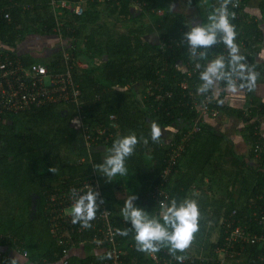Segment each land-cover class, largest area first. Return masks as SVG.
I'll return each mask as SVG.
<instances>
[{
    "label": "trees",
    "instance_id": "16d2710c",
    "mask_svg": "<svg viewBox=\"0 0 264 264\" xmlns=\"http://www.w3.org/2000/svg\"><path fill=\"white\" fill-rule=\"evenodd\" d=\"M76 1L0 0L3 43L16 48L32 34L44 41L51 38L55 49L43 64L54 73L70 71L74 91L78 93L77 101L60 99L23 113L0 115V233L11 232L18 242L23 241L31 264H59L62 246L51 232L54 213L50 196L60 188L79 186L86 179L95 178L112 211L111 222L119 231V245L128 261L153 263L147 253L137 251L130 221L114 208L116 189L132 190L147 217L162 225L165 214L162 209L166 212L173 200L177 205L185 199L195 200L200 213L192 243L196 251L191 253L188 247L176 255H194L196 260L192 264H219L214 260L215 250L225 241L224 220L232 211L237 212V222L240 220L264 233L259 223L264 210V135L260 118L264 115V104L254 105L247 115L244 109L217 105L221 112L245 121L243 134L250 145L249 154H238L224 133L203 123L201 130L184 143L182 156L169 175L164 177L163 171L182 134L197 118L188 92L204 85L201 74L215 61H222L224 69L223 76L220 75L222 68L217 75L222 89L220 97L232 84L244 86L250 95L254 92V78L235 72L241 61H253L255 45L263 39L257 16L246 11L254 0H240L241 5L235 10L229 4L232 0L227 3L230 13L235 12L231 22L236 30L235 40L239 45L245 44V52L237 53L242 58L239 63L233 61L222 33H217V42L211 47L191 49L185 35L192 29L189 15L172 7L178 0H171V6H167L168 0H87L84 14L80 16L66 7L59 8L63 10L61 14L53 10L54 2L75 4ZM185 1L196 9L204 26L224 2ZM136 5L140 6L137 16L132 9ZM258 5L264 20V0H258ZM161 6L163 13L158 14ZM145 18H149L148 24ZM150 35L154 39H149ZM58 38L64 43L58 44ZM6 51L20 56L13 48ZM193 57L201 62L202 69L190 77ZM20 59L26 64L37 60L29 53ZM79 61H86V65ZM181 65H187L188 69H182ZM253 70L258 75L264 74V65H253ZM185 79L189 83L187 88L182 86ZM135 82L144 87L143 92H134L135 88L131 91ZM149 87L153 94L148 92ZM167 91L172 95L162 101L156 99L157 94ZM111 115L116 118L111 119ZM76 120H81V127L75 124ZM153 122L159 128L157 141L151 136ZM170 126L178 128L174 137L168 139L160 129ZM129 134H135L138 143L132 155L125 159L127 173L109 178L94 166L104 163V150L118 136ZM86 139L92 141L90 146ZM258 145L262 147L260 153L255 150ZM157 186H164L169 192L165 207L160 206ZM255 209L259 218L253 214ZM89 224V227H84L82 222L67 225L72 229L77 247L71 263H109L111 258L105 250L89 246L101 222L92 219ZM80 228L84 229L79 232ZM124 230H128L127 236L120 234ZM83 241L90 247L89 254L86 251L78 254ZM2 245L10 249L13 243L0 239ZM160 248L159 256L172 264L168 260L174 256L168 246L160 245ZM242 256L243 264H264V245L246 246Z\"/></svg>",
    "mask_w": 264,
    "mask_h": 264
},
{
    "label": "built area",
    "instance_id": "2783aa9c",
    "mask_svg": "<svg viewBox=\"0 0 264 264\" xmlns=\"http://www.w3.org/2000/svg\"><path fill=\"white\" fill-rule=\"evenodd\" d=\"M86 1L87 0H77L75 4L68 2L57 4L54 2L53 10L61 14L63 10L61 11L59 8L66 7L80 16L84 14ZM240 2V0H232L229 4L235 10V8L237 9L240 7ZM134 7L140 9L139 5ZM157 13L162 14L163 9L159 8ZM228 14L229 23L231 24L232 16H235V12L232 15L228 10ZM6 17L9 18V14H6ZM234 31L236 34L235 29ZM191 49L193 50L192 46ZM194 57L189 66L191 67L190 72H188L190 77L202 69L201 62L197 59L195 60ZM209 65H212L211 61ZM181 66L182 69L187 68V65ZM223 73L224 69L222 68L220 69V75L223 76ZM182 86L184 88L189 87V83L186 79ZM203 87L204 85L201 84L196 90H189L188 92L189 97H191L190 105L196 112L197 118L189 129L182 134L181 142L172 152L167 166L163 171L164 177L169 175L174 165L178 162V158L182 156L184 143L191 140V138L201 130L202 124L205 123L204 117H218L220 109L217 105L220 103L223 106L226 105L223 97L215 95L211 89L207 88L206 91H198V89H202ZM70 88H73L72 93L68 92ZM74 89L75 87L70 71L66 74L54 73L43 63L30 62L26 64L19 56H16L15 53H10L6 51V49H0V115L6 112L23 113L35 106L58 102L60 99L77 101L78 93L74 91ZM147 90L150 94H153L151 87ZM58 92L59 96L56 97V93ZM171 95V91H167L165 94L159 93L156 95V99L162 101L165 97ZM115 118V115H111V119ZM112 123L114 124V121ZM114 125L116 126V124ZM100 133L103 132L100 131ZM86 141L87 145L90 146L92 141L89 139H86ZM255 150L260 153L262 147L258 145ZM94 174H96V172ZM98 181V179L89 178V180L86 179L83 181V184L81 183L82 185L60 188L50 196V207H52L51 210L54 213L51 232L54 234L57 243L62 246V257L59 264H72V254L77 247L72 229L67 225L73 224L71 209L74 202L89 191L97 193V208L93 219L95 221L98 220L102 225L98 232L92 236L90 240L92 244L89 246H91V248H100L107 252L111 259L109 263L105 264H130L125 257L124 250L119 245V231L111 222L112 211L103 197V191ZM156 188L155 190L158 193V197L161 196L160 206L165 207L168 202L169 192L164 186H157ZM253 214L258 217L256 209L253 210ZM236 215L237 212L234 210L224 220V228L227 235L223 245L215 250L217 257H215L214 260H217L219 264H243L244 260L242 254L246 246H254L255 244L264 245V233H260L252 225L242 224L240 220L237 222L238 217H236ZM259 219V223L264 227V210ZM83 229L84 228H80L79 232ZM0 239L5 240L7 244L13 243L10 248L13 252L10 253L6 250H0V264H26L15 258L16 255H21L26 259L29 258V251L23 246V241L18 242V238L13 233H0ZM238 245L241 246V249H238ZM3 246L5 245H2V247ZM80 247L83 250L89 251L90 249V247L88 248V246L85 245L84 241L80 242ZM147 255L153 262L152 264H167V261L164 257L159 256L158 252H149ZM182 256L185 257L182 264H192L196 260L195 256L192 254ZM168 262L172 264H181V262L177 261L175 258H171ZM138 264L146 263L140 262Z\"/></svg>",
    "mask_w": 264,
    "mask_h": 264
},
{
    "label": "clouds",
    "instance_id": "9594fccd",
    "mask_svg": "<svg viewBox=\"0 0 264 264\" xmlns=\"http://www.w3.org/2000/svg\"><path fill=\"white\" fill-rule=\"evenodd\" d=\"M227 3L228 0H224V3L208 17L210 23L207 26L193 27L185 35L192 48L195 49L211 47L217 42V33H222L223 43L230 49L233 61L239 63L242 58L237 55L238 48L234 43L236 34L234 26L229 23ZM222 67V61H215L207 71L202 73L201 80L205 83L204 87L198 91H206L207 87L212 84V77L216 76ZM241 70H243V66H241ZM230 90L236 91L235 85H230ZM159 135L158 125L153 122L151 125L152 140L157 141ZM137 143L135 134L118 136L111 147L106 149L104 163L94 167L109 178L118 174L125 175L127 173L125 159L132 155ZM49 170L53 171L52 168ZM96 196V192L89 191L74 202L71 211L72 223L82 222L84 227L90 226L89 221L94 218L97 208ZM136 198L134 195L128 196L122 214L125 220L131 223V229L135 233L134 240L137 251L155 253L161 250L160 245L166 244L169 253L182 264L185 257L176 255V252H184L191 245L194 234L198 231L200 213L197 202L185 199L177 205L173 200L163 216L164 224L162 225L156 219H149L143 210L133 206V200ZM120 234L127 236L128 230H124Z\"/></svg>",
    "mask_w": 264,
    "mask_h": 264
},
{
    "label": "crops",
    "instance_id": "0c3cea01",
    "mask_svg": "<svg viewBox=\"0 0 264 264\" xmlns=\"http://www.w3.org/2000/svg\"><path fill=\"white\" fill-rule=\"evenodd\" d=\"M185 1V0H184ZM186 2V1H185ZM186 4V3H185ZM176 3L174 2V4L172 5L173 8H175ZM179 8V7H178ZM246 11H248L250 14L256 15L257 16V21L259 22L260 25V29L263 32V39L261 41V43H257L255 45L256 50L254 55H253V61H251L250 59L247 61H241L239 66H238V70L235 71L237 72V74L240 72L243 74H248V76H250L252 78H254L255 80V89L254 92L250 95L248 94V91L246 90V88L242 85H235L236 91H231L230 90V85L225 89V94L223 97L224 101L226 102V105L231 106L233 108H239V109H244L245 114L247 115L249 113V110L251 111V108L254 105H258L260 103L264 104V74L258 75L255 73V71L253 70V65H264V20L260 17V9H259V5H258V0H254L253 2H251V4L246 8ZM198 17L200 19H198ZM188 21L190 22V24L193 27L196 26H204L203 25V20H201V17L198 16H189L188 17ZM196 24V25H194ZM152 36V35H150ZM149 36V37H150ZM35 37H38V41H35ZM148 37V38H149ZM42 37L39 35H29V37H27L24 41L20 42L18 44V46L16 48L14 47H9L8 45H6L5 43H3V41L0 39V49H9V48H13L15 52H17V54H19L21 57V55H24L25 53H31L34 58H36L37 60H34L32 62H41L44 63L45 61H48L49 58L52 56V48L51 46H49L50 42H52L51 38H48V40L45 41L44 44H42ZM149 39H154L153 36L150 37ZM42 45L47 46L49 49H47L48 51H46V53H36L35 51L40 50V48L42 47ZM242 53L245 52L244 50V43L242 42ZM45 47H43L42 49H44ZM35 52V53H34ZM239 54V53H238ZM40 56V57H39ZM39 62V63H40ZM248 64L250 66H248ZM82 65V64H81ZM241 66H243V70H241ZM250 74V75H249ZM218 75V73H217ZM213 76L212 77V84L209 85L207 88L211 89L215 95L218 94V96L220 97V92H221V87L219 85V79L218 76ZM238 77H235V80ZM137 84H139L137 87H135ZM133 87H135L134 92H138L141 93L144 90V87H142V85H140V83L135 82V84L133 85ZM261 118V131H262V135H264V115L260 116ZM204 122L206 124H211L215 129L220 130L222 133H224V135L227 137V140H231L234 143V149L235 151L240 154V155H247L249 154V149H250V145L246 142L245 138H244V134H243V127L245 126V121L238 117L235 116L233 114H229L227 112H221L219 113L218 117H212V116H205L204 117ZM169 129L168 134H167V129H165L164 135L166 137H168V139L174 137V135L176 134L177 128L178 127H174V126H170L167 127ZM5 248L7 247H2L0 248V250H5ZM79 250L78 254H85V251L87 252L88 250H83V249H77ZM7 252H13L11 249L7 248L6 249ZM76 251V250H74ZM103 251V250H102ZM86 254H89V252H87ZM15 258L23 263L26 264H31L28 259H26L25 257L21 256V255H16ZM130 262V260H129ZM131 263V262H130ZM131 264H136V263H131Z\"/></svg>",
    "mask_w": 264,
    "mask_h": 264
},
{
    "label": "rangeland",
    "instance_id": "374dc122",
    "mask_svg": "<svg viewBox=\"0 0 264 264\" xmlns=\"http://www.w3.org/2000/svg\"><path fill=\"white\" fill-rule=\"evenodd\" d=\"M171 3H172V1L171 0H168V2H167V6H171ZM176 3V5H174V6H176L174 9L176 10V11H181V12H185L187 15H189L190 17L191 16H198V14H197V12H196V9L194 8V7H191V6H189L188 4H185L186 2L184 1V0H178V1H176L175 2ZM179 7V8H178ZM161 8H162V6H161ZM167 8V7H166ZM133 9V13L137 16L138 14H139V12H140V9H138V8H136V7H133L132 8ZM198 19H200L199 17H198ZM148 22H149V18H145V23L146 24H148ZM145 25V24H144ZM193 24H191V26H192ZM194 25H196V24H194ZM122 29V28H121ZM124 30V29H123ZM148 37V36H147ZM150 37H152V36H150ZM149 37V38H150ZM35 41H38V37H35ZM39 41H42V44H44L45 43V41L42 39V40H39ZM64 43V41H62V39L60 38H58V44L59 43ZM234 43H236V46H237V48H238V53H241L242 52V50H243V48H242V45H239L237 42H236V40L234 41ZM20 45V44H19ZM52 45V42H50V44H49V46H51ZM43 47H45L44 49H42ZM51 48H52V50H54L55 49V47H53V46H51ZM47 49H49L47 46H43L42 45V47L40 48V50H37V51H35L36 53H46V51H48ZM34 52V53H35ZM31 53H29V55H30ZM24 55H28L27 53H25ZM32 55V54H31ZM40 57V56H39ZM86 62V61H85ZM85 62H82V61H79L78 63H80V64H82L83 66L84 65H86V63ZM139 84H137L135 87H137ZM135 87H133L132 86V89H131V91L135 88ZM130 88H128V90H129ZM217 96H218V94H217ZM61 107H64V106H61ZM77 126H78V128L79 127H81V125H82V122H81V120H76V123H75ZM165 129H167V134H168V131H169V129L168 128H165ZM165 129L163 128V129H160V131L163 133V132H165ZM105 155H106V150H104V153H103V156H104V159H105ZM98 171V170H97ZM99 173H101V172H99ZM117 176V175H116ZM129 195H134L135 196V193L133 194L132 193V190L131 191H119V190H115L114 192H113V202L115 203L114 204V208L115 209H117V212L118 213H121L122 214V209H123V207H124V203H125V200L128 198V196ZM133 206L134 207H136V208H139V209H141V210H143V211H145V208L144 207H142L139 203H138V201H137V198L135 199V200H133ZM72 210V209H71ZM162 212L163 213H165L164 212V210L162 209ZM18 217H20V214H19V216ZM17 222V224H19V222L18 221H16ZM11 231V230H10ZM11 233V232H10ZM194 242V241H193ZM192 242V243H193ZM191 243V245L189 246V250L191 251V253H194L195 251H196V247L195 246H193V244ZM0 248H2V246H0ZM197 249H198V247H197Z\"/></svg>",
    "mask_w": 264,
    "mask_h": 264
}]
</instances>
